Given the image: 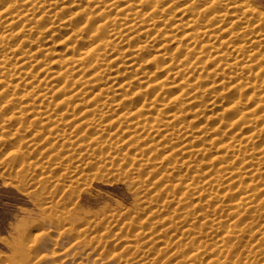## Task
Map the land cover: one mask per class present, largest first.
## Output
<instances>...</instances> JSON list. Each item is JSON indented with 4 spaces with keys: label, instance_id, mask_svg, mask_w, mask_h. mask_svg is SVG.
<instances>
[{
    "label": "rangeland",
    "instance_id": "obj_1",
    "mask_svg": "<svg viewBox=\"0 0 264 264\" xmlns=\"http://www.w3.org/2000/svg\"><path fill=\"white\" fill-rule=\"evenodd\" d=\"M259 11L0 0V264H264Z\"/></svg>",
    "mask_w": 264,
    "mask_h": 264
},
{
    "label": "bare ground",
    "instance_id": "obj_2",
    "mask_svg": "<svg viewBox=\"0 0 264 264\" xmlns=\"http://www.w3.org/2000/svg\"><path fill=\"white\" fill-rule=\"evenodd\" d=\"M246 6V5H245ZM253 6V5H252ZM185 8V7H184ZM255 7H253V10H251L252 12L254 11V12H256V11H258V9L256 8V9H254ZM260 12V11H259ZM258 12V14H260V15H258L259 16V18H260V20H263L264 19V15H263V13H259ZM234 15V14H233ZM132 24V23H131ZM188 37V36H187ZM190 37V36H189ZM197 38V37H196ZM238 55V54H237ZM253 58V57H252ZM24 65V64H23ZM74 66V65H73ZM77 67V66H76ZM79 68V67H78ZM35 90V89H34ZM251 199V198H250Z\"/></svg>",
    "mask_w": 264,
    "mask_h": 264
}]
</instances>
